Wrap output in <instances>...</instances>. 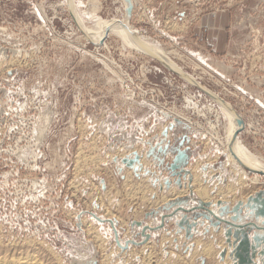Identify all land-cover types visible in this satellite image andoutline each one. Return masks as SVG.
<instances>
[{"label":"rangeland","instance_id":"374dc122","mask_svg":"<svg viewBox=\"0 0 264 264\" xmlns=\"http://www.w3.org/2000/svg\"><path fill=\"white\" fill-rule=\"evenodd\" d=\"M131 3L128 19L126 0H0L1 254L40 250L48 264L237 263L226 223L207 209H176L205 203L232 220L239 201L264 192V175L230 161L229 119L214 97L242 116L238 138L264 163V0ZM73 4L86 29L99 18L126 21L211 95L115 31L93 44ZM218 11L229 19L225 51L203 24ZM249 222L262 227L248 233L264 264V222L243 205L237 223Z\"/></svg>","mask_w":264,"mask_h":264},{"label":"bare ground","instance_id":"6f19581e","mask_svg":"<svg viewBox=\"0 0 264 264\" xmlns=\"http://www.w3.org/2000/svg\"><path fill=\"white\" fill-rule=\"evenodd\" d=\"M132 1V0H131ZM70 3V2H69ZM124 5V4H123ZM128 6V5H127ZM71 7V6H70ZM96 7V6H95ZM127 8V7H126ZM73 11L74 13H76V19L78 20L81 28L83 27V24H82V19L81 17H79L78 15V11L75 9V6L73 4ZM133 9V8H132ZM99 10V9H98ZM92 14V13H91ZM74 15V14H73ZM90 15V14H89ZM97 16V15H96ZM127 16V14H126ZM129 19V18H128ZM124 21V20H123ZM110 21L108 20H103L101 18L98 19L97 23H96V26L93 28V29H86L85 27H83L82 29L85 30V35L89 38V39H93L95 36H99L103 31L104 32H116L118 33L128 44H130L131 46L136 47L137 49H141L143 51H145L146 53L150 54V55H155L157 57H160L162 59H164L165 61L169 62L172 64V66H175L176 64L173 63L171 61L170 58H168V56H166L165 53H163L160 49L156 48V47H152L151 45L149 44H146L144 41H142L141 39H139L137 33H134L132 31V29L130 28L129 24H127L126 21L124 22H120L119 20L117 21H113L111 23H109ZM130 22V21H129ZM128 22V23H129ZM84 23V22H83ZM85 24V23H84ZM93 37V38H91ZM141 38V37H140ZM100 43V41H98ZM140 52V51H139ZM175 64V65H174ZM176 67V66H175ZM169 68V67H168ZM181 68V67H180ZM213 94V93H212ZM217 94V93H216ZM218 103H220L223 107V113H225L229 119V123H228V138H227V146H228V153H229V158H230V161H232L233 163L239 165V166H242L240 165V163L238 162V160L242 161L244 164L254 168V169H257V170H264V163L263 161L257 156L255 155L253 152H251L245 145L242 144V141L240 142L239 138H237V140L234 142L233 144V150H234V153L230 150V142H231V139L233 137V134L235 133V131L238 129V122H237V118H236V113L234 112V109L230 106V103H228L227 101L225 102L224 100L220 99V97H217V95L214 96ZM145 160V159H144ZM147 162H145L146 164ZM149 163V162H148ZM236 165V166H237ZM196 167V166H195ZM197 169V168H196ZM194 170V169H193ZM198 170V169H197ZM196 176V175H195ZM257 176V174H256ZM197 178V177H195ZM241 179V178H240ZM257 178H254L252 181H254L255 183L257 182ZM238 182V181H237ZM194 183V182H193ZM199 184V183H197ZM196 184V185H197ZM237 184V183H236ZM201 185V184H200ZM256 185V184H255ZM229 186V185H228ZM196 187V186H195ZM201 187V186H200ZM199 187V188H200ZM206 186H204L205 188ZM232 187V185H231ZM198 188V187H197ZM196 188V189H197ZM198 188V190H199ZM201 189V188H200ZM203 189V188H202ZM206 189V188H205ZM204 189V190H205ZM197 190V191H198ZM243 190V189H242ZM203 191V190H202ZM199 190V192H202ZM198 192V193H199ZM205 192V191H204ZM207 192H208V189H207ZM205 195L207 194L206 192L204 193ZM223 194V193H221ZM244 194V193H243ZM209 195V192L208 194ZM168 196H170L168 194ZM200 196H202L200 194ZM221 196V195H220ZM203 197V196H202ZM223 197V195H222ZM164 198V196H163ZM204 198V197H203ZM206 198V197H205ZM208 198H210L208 196ZM221 198V197H220ZM222 199V198H221ZM208 200V199H206ZM163 201V200H161ZM164 201H165V198H164ZM264 221V217H259V222H263ZM90 228V227H89ZM98 235V234H97ZM98 238V237H97ZM104 238V237H103ZM31 241V240H30ZM29 242V241H28ZM32 242V241H31ZM6 245V244H5ZM33 245V244H32ZM102 245V244H100ZM209 245V244H208ZM206 247V246H204ZM2 248V247H1ZM45 248V247H43ZM210 252L213 250V246H210L209 247H206ZM205 248V249H206ZM204 249V248H202ZM206 249V250H207ZM42 250V249H41ZM1 251V250H0ZM21 251V250H20ZM36 251V250H35ZM48 251V250H47ZM214 251V250H213ZM24 251L23 253L21 254H17V253H11V254H8V253H5V254H1L0 253V264H48L46 262H44L37 254H35L34 252L30 253V252H26ZM204 252V251H203ZM207 252V251H206ZM205 252V253H206ZM52 253H54L52 251ZM210 255V254H209ZM56 257V256H55ZM60 259V257L58 258ZM226 259V258H225ZM58 261V260H57ZM61 261V260H60ZM53 262V261H52ZM59 262V261H58ZM57 262V263H58ZM63 264V263H62Z\"/></svg>","mask_w":264,"mask_h":264},{"label":"water","instance_id":"95a60500","mask_svg":"<svg viewBox=\"0 0 264 264\" xmlns=\"http://www.w3.org/2000/svg\"><path fill=\"white\" fill-rule=\"evenodd\" d=\"M126 2L128 3V6L126 8V13H127V18H129L130 15H131L132 7L133 6H132V3H131V0H126ZM119 21L121 22V20H119ZM77 24L81 28V26H80V24L78 22H77ZM82 31L85 34V31L83 29H82ZM106 36H107V34H106ZM105 37L102 38L103 41H104V38ZM91 42L93 44H95V45H99V44L102 43V41H101V43H99L95 39H91ZM150 56H152L153 58L157 59L158 61H160L161 63L165 64L166 66L170 67L171 69H174V70L178 71L180 73V75L184 76L192 84L197 85L200 89H202L203 91H205L206 93H208L209 95H211L210 94V90L208 88H206L204 85H202L199 81H197L191 75H189V74L185 73L184 71H182L175 64L174 65L176 67L175 66H172L171 63L165 61L164 59H162L160 57H157L155 55H150ZM220 99H222V98H220ZM233 109H234L235 113L237 114V122H238V126H239L238 129L233 134V137H232L231 142L229 144L230 145V150L234 153L233 144L237 140L239 134L241 133V131L243 130V128H244L245 125H244V120H243L242 116L237 113V111L235 110V108H233ZM186 158H187V154L185 152H180L178 154V157L176 158V161L177 162H182V161L184 162L186 160ZM238 162L246 170H249L250 172L256 173V174H259V175H264V170L254 169V168H252V167L244 164L240 160H238ZM177 166H179V165H177V164L173 165L174 168H176ZM243 205H245L247 208L253 210V212H255V214H256L257 217H264V192L261 191V192H258L255 196H251L246 201L245 204H244V202L239 201L235 205V207L233 209V211L235 212V215L232 216V220L218 216L213 211H211L210 209H208L206 207V204L205 203H202V204L197 205V206H193V207H191V209H188V208H185V207H182L181 206V207L177 208L176 211H178V210L189 211V210H194V209H197V208H202V209L209 210L210 213L213 214V216L216 217V219L218 220L217 223L218 222L219 223L220 222H223V223H226L228 225V228H227V231H226L227 242L229 243V245L231 247H233V250L231 252V255L234 257V259L237 262L235 264H255V262L253 260V257L255 256V253H254L255 252V245H254L255 243L254 242L258 241V237H255L253 239V243H252L248 231H249V228L251 227V225H253V226H255V227L259 228V229H262V227H259L254 222H249V223H246V224L237 223V220L240 217V211H241ZM168 215H172V213L171 214H167L165 216H168ZM108 221L112 224V226L114 227L115 231H117L116 230V227L114 225V221L112 219H108ZM232 238H234V240ZM262 253L264 254V251H262ZM225 254L226 253H223V256H225Z\"/></svg>","mask_w":264,"mask_h":264},{"label":"crops","instance_id":"0c3cea01","mask_svg":"<svg viewBox=\"0 0 264 264\" xmlns=\"http://www.w3.org/2000/svg\"><path fill=\"white\" fill-rule=\"evenodd\" d=\"M203 24H206L207 28L209 29L210 45H213L214 47L217 46L222 51H225L226 48L229 47L227 42L228 41L227 29L229 27V19L227 16V11H218L216 13H210L209 15H204Z\"/></svg>","mask_w":264,"mask_h":264}]
</instances>
